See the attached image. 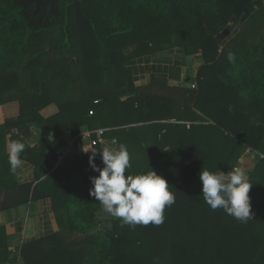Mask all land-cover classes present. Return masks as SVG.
<instances>
[{"label":"trees","instance_id":"16d2710c","mask_svg":"<svg viewBox=\"0 0 264 264\" xmlns=\"http://www.w3.org/2000/svg\"><path fill=\"white\" fill-rule=\"evenodd\" d=\"M256 15L261 42L220 49L230 24ZM174 47L198 58L186 87L154 76L134 85L129 60ZM0 108V193L18 187L15 142L37 180L0 210L50 198L58 227L23 246L17 264H264V0H0ZM99 129L126 146V175L153 170L168 183L175 202L160 225L99 219L89 157L97 151L103 167L102 147L84 153L81 137ZM246 148L258 155L252 219L241 223L205 203L200 172H229Z\"/></svg>","mask_w":264,"mask_h":264},{"label":"clouds","instance_id":"9594fccd","mask_svg":"<svg viewBox=\"0 0 264 264\" xmlns=\"http://www.w3.org/2000/svg\"><path fill=\"white\" fill-rule=\"evenodd\" d=\"M23 149L22 143L12 144L13 166L20 163L19 154ZM92 152L89 166L98 175L89 178L93 185L89 194L102 205L104 212L131 226L163 223L165 208L175 202L166 180L153 170L126 175L131 165L125 145L105 146L100 150L103 167L94 162L97 151ZM200 181L204 201L212 210L223 209L241 223L252 219L249 197L252 185L241 168H231L227 173L203 168Z\"/></svg>","mask_w":264,"mask_h":264},{"label":"crops","instance_id":"0c3cea01","mask_svg":"<svg viewBox=\"0 0 264 264\" xmlns=\"http://www.w3.org/2000/svg\"><path fill=\"white\" fill-rule=\"evenodd\" d=\"M243 28V24H230L227 32L221 37L220 49L226 45L233 50L232 46L235 40L242 39L238 37L243 33ZM126 67L130 69L133 83L137 87L147 85L152 76L168 79L169 85L182 84L186 87L188 84L184 83V78L189 73L194 74L199 67V63L195 55H187L183 48L174 47L133 58L126 63ZM171 68L180 70L179 76L175 79H169ZM173 74L176 76V72ZM195 84L196 82H193L194 86ZM54 111L55 107H49L41 113L48 115ZM4 121L0 108V123ZM39 137V130L31 127L27 143L33 145L38 141ZM84 140L83 152L89 153L88 141L87 139ZM7 149L10 151L11 147L9 146ZM245 150L249 149L246 148L243 151ZM19 160L20 163L16 166L11 163L17 180L16 185H18L15 189L16 193H0V202L4 201L6 204L20 202L21 195L17 191L27 185L33 189L37 183L33 176L34 167L28 162ZM109 216V214L103 212L98 217L103 219ZM57 230L58 227L50 198H31L11 208L0 210V264H17L23 246L34 240L45 238Z\"/></svg>","mask_w":264,"mask_h":264},{"label":"rangeland","instance_id":"374dc122","mask_svg":"<svg viewBox=\"0 0 264 264\" xmlns=\"http://www.w3.org/2000/svg\"><path fill=\"white\" fill-rule=\"evenodd\" d=\"M255 17L256 18L253 21L247 23L244 26L242 39H239L238 41L235 40L232 46L233 50L231 51H242L244 47L256 44L263 40V15H256ZM253 153L256 154V151H254ZM255 162L256 160L251 158V155L248 153V150H245L241 153L240 159L238 160L236 167L241 168L246 173V175H248V173L253 167V163Z\"/></svg>","mask_w":264,"mask_h":264},{"label":"built area","instance_id":"2783aa9c","mask_svg":"<svg viewBox=\"0 0 264 264\" xmlns=\"http://www.w3.org/2000/svg\"><path fill=\"white\" fill-rule=\"evenodd\" d=\"M192 88H194V85L192 84L191 85ZM94 135V138H92L91 136ZM81 137L84 138V139H87L88 141V146L91 147L95 144H99L102 149L105 147V146H111V147H114V144H115V141H111L109 139H106L104 137V130L103 129H99V130H96V131H84L81 133ZM68 141H69V148L72 146V143H73V140L69 137L68 138ZM67 149V152H69L70 149ZM254 151L252 150H248V153L251 155V158L256 160L257 158V152L256 154L253 153ZM62 159V157H58V160L60 161Z\"/></svg>","mask_w":264,"mask_h":264}]
</instances>
